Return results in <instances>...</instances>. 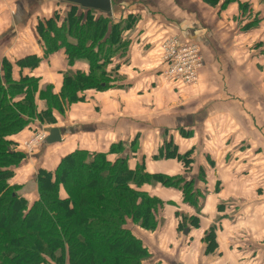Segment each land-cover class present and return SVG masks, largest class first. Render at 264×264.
Returning a JSON list of instances; mask_svg holds the SVG:
<instances>
[{
    "label": "crops",
    "instance_id": "obj_1",
    "mask_svg": "<svg viewBox=\"0 0 264 264\" xmlns=\"http://www.w3.org/2000/svg\"><path fill=\"white\" fill-rule=\"evenodd\" d=\"M241 2L258 17L245 30L248 18L240 2L221 10L202 0H111L114 21L134 18L122 33L124 55H115L107 70L112 86L83 91L84 99L71 103L56 123H36L46 134L58 127L61 141L41 142L27 153L12 181L22 185L18 193L33 200L38 170H53L75 148L116 160L120 155L110 147L119 142L125 149L121 155L129 153V167L144 163L149 173L183 174L179 159L158 156L162 146L174 143L181 155L191 151V176L204 170L203 205L196 214L178 189L160 183L143 187L164 202L160 226L144 236L153 263L264 264V54L257 46L264 42V1ZM69 6L58 0H0V65L7 59L15 80L37 78L38 109L44 105L40 92L50 86L59 93L66 71L89 69L82 60L69 63L63 47L45 55L36 31L40 20L60 11L64 16ZM170 36L198 45L203 63L196 84L162 78L161 43ZM31 54L41 58L37 66L16 64ZM32 132L24 129L15 139ZM190 215L199 218L198 225L180 231L178 222ZM217 215L221 219L215 223ZM211 227L216 246L206 251L203 235Z\"/></svg>",
    "mask_w": 264,
    "mask_h": 264
},
{
    "label": "trees",
    "instance_id": "obj_2",
    "mask_svg": "<svg viewBox=\"0 0 264 264\" xmlns=\"http://www.w3.org/2000/svg\"><path fill=\"white\" fill-rule=\"evenodd\" d=\"M202 1L209 6L220 5L221 10L240 2L241 14L248 18L243 29L258 22L247 2ZM69 7L60 24L50 17L40 20L36 31L45 55L63 47L69 63L78 58L89 62L87 72L66 71L59 93H52L50 86L40 92L44 105L38 109L34 95L37 78L21 76L15 80L11 63L3 59L0 65V264H154L144 236L160 226L159 211L164 202L143 187L160 183L176 188L183 201L198 212V197L204 196L196 182L204 180L203 169L197 176L188 172L187 178L183 174L149 173L144 163L131 168L129 153L121 155L125 149L119 142L110 147V152L120 155L114 161L108 160L105 152L75 148L64 154L53 170L39 169L33 200L18 193L22 185L12 184L15 169L28 153L24 139L18 141L15 136L24 129L37 131V122L56 123L71 103L84 99L83 91L112 86L113 77L105 73V66L114 53L122 56L125 52H121L126 45L122 33L133 25L134 18L116 22L112 15ZM257 46L263 47L264 54V42ZM40 61L31 54L16 64L35 67ZM130 146L134 148V143ZM170 147L166 152L160 149L158 156L179 159L187 172L191 151L181 155L174 145ZM72 177L76 181H71ZM178 223L182 231L188 224L196 227L199 218L182 216ZM203 236L205 250L213 251V228Z\"/></svg>",
    "mask_w": 264,
    "mask_h": 264
},
{
    "label": "built area",
    "instance_id": "obj_3",
    "mask_svg": "<svg viewBox=\"0 0 264 264\" xmlns=\"http://www.w3.org/2000/svg\"><path fill=\"white\" fill-rule=\"evenodd\" d=\"M162 78L168 82L186 86L194 85L199 79L202 56L196 43L182 42L178 37H167L161 43ZM45 131L37 132L23 142L27 152H32L43 140Z\"/></svg>",
    "mask_w": 264,
    "mask_h": 264
},
{
    "label": "water",
    "instance_id": "obj_4",
    "mask_svg": "<svg viewBox=\"0 0 264 264\" xmlns=\"http://www.w3.org/2000/svg\"><path fill=\"white\" fill-rule=\"evenodd\" d=\"M68 4L78 6L81 10L92 9L108 16L112 15L111 0H62ZM61 141V134L58 127H51L45 137L44 143L53 144ZM187 230L185 229L184 232Z\"/></svg>",
    "mask_w": 264,
    "mask_h": 264
},
{
    "label": "rangeland",
    "instance_id": "obj_5",
    "mask_svg": "<svg viewBox=\"0 0 264 264\" xmlns=\"http://www.w3.org/2000/svg\"><path fill=\"white\" fill-rule=\"evenodd\" d=\"M58 1L61 2V5H62V6H66V4L68 3V2H64V1H62V0H58ZM63 10H65V7L63 8ZM247 13H248V12H247ZM247 13H246V14H247ZM246 14H245V15H246ZM57 15H58L59 19H58V17H55V16H56L55 14L52 15V19H53L54 21H56L55 23H57V20H58V23H59V20H60V19H62L63 17H66V15H67V10L64 11V16H63V13H62L61 11H60V13L58 12ZM54 18H55V19H54ZM40 39H41V37H40ZM44 50H45V49H44ZM124 51H125V48H123V50L121 49V52H122V53H123ZM124 53H125V52H124ZM115 55H116V54L114 53V55L111 56V57L114 58ZM123 55H124V54H122V56H123ZM113 58H112V59H113ZM78 60H82V62H84V63H85V62H86V63H89V62H88L86 59H84V58H82V59H79V58H78ZM111 62H112V60H111ZM111 62H108V63L106 64V66H105V73L107 72V70H108V68H109V63H111ZM86 72H87V71H86ZM107 73H108L109 75L111 74V77H113V74H112L110 71L107 72ZM36 90H37V87H36ZM36 90H35V92H34V95L36 94ZM39 99L42 100V101L44 102V100L42 99V97H41L40 95H39ZM37 132H38V131H33V132L30 134V136L27 137L25 140H28V139L32 138ZM25 140H24V141H25ZM173 144H174V143H173ZM173 144H170V145H169V143H168V144L166 143L164 146H162L163 151L166 152V151L168 150V148H171L170 146H172ZM135 146H136V142H135ZM188 172H189V170H188L187 172H183V175H188L187 178H189V174H187ZM201 179H202V177H201ZM71 181H76V180H75V178L72 177V178H71ZM199 182H201V183H200V184H201V185H200L201 187H200V186H198V187L200 188V191L202 192V194H203V196H204V192H205V191H204L202 188H204L203 182H205V173H204V180H201V181H199ZM29 190H31V188H29ZM18 191H19V190H18ZM203 198H204V197H200V196L198 197V207H199V208L203 205V202H202V201H203ZM221 203H223V202H221ZM222 206H223V205H222ZM194 210H195V209H194ZM234 210H235V208H234ZM195 212H196V214H197V213H199L200 211L197 212V211L195 210ZM220 219H221V217L217 215V217L214 219L213 222L216 223V222H218V220H220ZM192 227H195V226L192 225Z\"/></svg>",
    "mask_w": 264,
    "mask_h": 264
}]
</instances>
